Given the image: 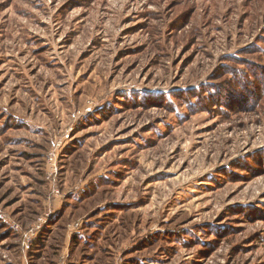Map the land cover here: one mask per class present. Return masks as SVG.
I'll list each match as a JSON object with an SVG mask.
<instances>
[{
	"label": "rangeland",
	"instance_id": "rangeland-1",
	"mask_svg": "<svg viewBox=\"0 0 264 264\" xmlns=\"http://www.w3.org/2000/svg\"><path fill=\"white\" fill-rule=\"evenodd\" d=\"M0 264H264V0H0Z\"/></svg>",
	"mask_w": 264,
	"mask_h": 264
},
{
	"label": "built area",
	"instance_id": "built-area-1",
	"mask_svg": "<svg viewBox=\"0 0 264 264\" xmlns=\"http://www.w3.org/2000/svg\"><path fill=\"white\" fill-rule=\"evenodd\" d=\"M55 150L51 151L49 153V161L52 163L55 160ZM57 194H59V191L56 192ZM41 226L42 225H37L34 226L32 229H30L28 231V233L25 235V241H24V245L26 248H30L31 242L33 241V239L35 238V236L40 232L41 230Z\"/></svg>",
	"mask_w": 264,
	"mask_h": 264
},
{
	"label": "trees",
	"instance_id": "trees-1",
	"mask_svg": "<svg viewBox=\"0 0 264 264\" xmlns=\"http://www.w3.org/2000/svg\"><path fill=\"white\" fill-rule=\"evenodd\" d=\"M41 231H42V230H41ZM41 231L38 233V236H37V238L35 239L37 243H40V242L43 241L44 236H43V234H42L43 232H41ZM73 235H74L75 237L73 236L72 239H74V242H75V243L78 242V241H81L80 239H82V238H81L80 235H76V233H74ZM35 240H34V242H35ZM37 243H36V244H37Z\"/></svg>",
	"mask_w": 264,
	"mask_h": 264
},
{
	"label": "crops",
	"instance_id": "crops-1",
	"mask_svg": "<svg viewBox=\"0 0 264 264\" xmlns=\"http://www.w3.org/2000/svg\"><path fill=\"white\" fill-rule=\"evenodd\" d=\"M57 210H58L57 207H55V212H56Z\"/></svg>",
	"mask_w": 264,
	"mask_h": 264
}]
</instances>
